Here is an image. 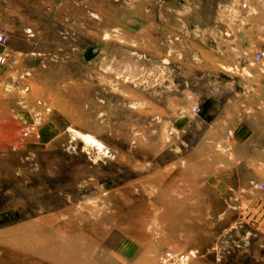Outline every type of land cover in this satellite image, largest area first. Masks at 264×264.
Returning <instances> with one entry per match:
<instances>
[{
  "label": "rangeland",
  "instance_id": "1",
  "mask_svg": "<svg viewBox=\"0 0 264 264\" xmlns=\"http://www.w3.org/2000/svg\"><path fill=\"white\" fill-rule=\"evenodd\" d=\"M0 27L20 59L0 67V264L16 230L61 223L80 264H264V127L234 150L217 126L263 73L264 0H0Z\"/></svg>",
  "mask_w": 264,
  "mask_h": 264
},
{
  "label": "crops",
  "instance_id": "2",
  "mask_svg": "<svg viewBox=\"0 0 264 264\" xmlns=\"http://www.w3.org/2000/svg\"><path fill=\"white\" fill-rule=\"evenodd\" d=\"M237 41L240 44L238 46L241 48L252 49L257 46V39L253 42L251 37L248 43L246 40H243L242 43L238 38ZM11 49L14 53L22 56L31 55L27 46L12 45ZM6 52V48L0 45V54H6ZM8 56L10 58L6 66L18 67L20 65L18 55H14L15 57ZM249 67L250 65L248 66V69ZM251 69L252 68L249 70V75L242 76L235 82L236 87L234 89L232 88L233 98L225 99L221 109H219L221 115L218 118L219 122L217 123V126L223 131L222 134H220L221 136H219V139H223L225 143L233 146L232 148L234 150L257 143L259 141V139H257V131L259 128L264 127V69L263 73L260 74L256 73V71L253 73ZM30 76L31 73L23 75V77ZM221 95L222 93H219V96ZM224 96H227L226 93ZM217 186L220 188L219 190L223 192L235 190L246 192L245 188L235 189L236 187L227 183L219 182ZM242 202L247 203V206L249 207L253 205V200L242 198Z\"/></svg>",
  "mask_w": 264,
  "mask_h": 264
},
{
  "label": "bare ground",
  "instance_id": "3",
  "mask_svg": "<svg viewBox=\"0 0 264 264\" xmlns=\"http://www.w3.org/2000/svg\"><path fill=\"white\" fill-rule=\"evenodd\" d=\"M79 137L88 143H95L90 136L80 135ZM63 224L41 230L38 226L29 225L16 230L13 236L8 239L14 252L11 254L12 260L21 264H29L35 256L42 258L43 255H46L55 264H80L81 247L79 246L80 238L75 234L76 225ZM84 264L89 263L84 262Z\"/></svg>",
  "mask_w": 264,
  "mask_h": 264
},
{
  "label": "built area",
  "instance_id": "4",
  "mask_svg": "<svg viewBox=\"0 0 264 264\" xmlns=\"http://www.w3.org/2000/svg\"><path fill=\"white\" fill-rule=\"evenodd\" d=\"M10 42L9 36L0 31V45L6 47ZM9 56L6 54H0V66H6L9 62ZM264 62V51L258 53L253 58V64H261ZM195 113L199 112V108L195 107L193 110ZM26 132L34 131L33 128H25ZM171 136H174V132H170ZM259 189H263V185L257 186ZM194 253L176 252L172 250L165 251L157 259L156 264H189Z\"/></svg>",
  "mask_w": 264,
  "mask_h": 264
}]
</instances>
